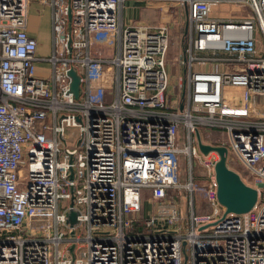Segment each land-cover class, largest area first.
<instances>
[{
    "label": "built area",
    "instance_id": "2783aa9c",
    "mask_svg": "<svg viewBox=\"0 0 264 264\" xmlns=\"http://www.w3.org/2000/svg\"><path fill=\"white\" fill-rule=\"evenodd\" d=\"M126 1L0 0V264H264V0H133L177 16L156 24L127 23ZM31 2L51 9L47 55ZM181 11L179 74L167 53ZM196 132L257 189L249 213L224 214L218 154ZM181 158L205 184L180 180Z\"/></svg>",
    "mask_w": 264,
    "mask_h": 264
},
{
    "label": "rangeland",
    "instance_id": "374dc122",
    "mask_svg": "<svg viewBox=\"0 0 264 264\" xmlns=\"http://www.w3.org/2000/svg\"><path fill=\"white\" fill-rule=\"evenodd\" d=\"M127 5H126V10H125V16L128 15V17L126 18L124 16V19L126 20L127 23H133V24H156L159 22H172L175 20V18L177 17L175 14H173V11H170V9L168 10H164L167 6H165V3L160 4V3H144V2H140V1H133V0H127ZM125 2V3H126ZM163 7V8H161ZM220 8L216 9V14L218 15H222V16H231V15H237L238 11V5H230V4H222L219 6ZM168 8V7H167ZM182 16L179 17L180 21L178 25L175 24V28L174 31L172 33V41H171V45L170 48L168 50L167 53V60L169 62V64L172 65L171 71L176 72V69L179 70V74L182 73V68H180L179 65H177L174 61V58L176 56H178L183 49V45H184V40H183V26L186 21V17L184 15V13H182ZM176 16V17H175ZM95 51H101V52H105V47L103 45L100 46H94L93 48V53L92 55H94ZM46 65V64H44ZM100 93H96L95 95H93L94 98L99 99L100 98ZM204 137L206 139H210V141L212 140H216L217 137H220V135L218 134L217 130H212L210 131V133H204ZM182 160L179 161V165H178V171L180 173V180L183 182L185 181V178L187 179L189 176V171L192 173V175H197V181L199 183V185H202V183H206L207 181V172H205V168H202L199 163L193 167L190 168L189 165L187 164L186 160L184 162L183 158H181ZM193 169V170H192ZM203 175V176H202ZM202 198L198 197V195L195 196V204L197 207V212L199 214H203V213H207L210 210V207L208 205V203L204 200H202ZM180 201H182V199H180ZM184 204H185V200H184ZM144 205V209L145 211H147L149 209V204L147 203H143ZM186 211H184L185 214Z\"/></svg>",
    "mask_w": 264,
    "mask_h": 264
},
{
    "label": "water",
    "instance_id": "95a60500",
    "mask_svg": "<svg viewBox=\"0 0 264 264\" xmlns=\"http://www.w3.org/2000/svg\"><path fill=\"white\" fill-rule=\"evenodd\" d=\"M73 68L68 71L71 77L70 90L75 98L79 96V76ZM198 147L204 154L209 151H216L218 159L214 163V174L216 179V198L217 201L224 207L225 213L242 214L253 208L257 200V189L245 184L239 174L230 169L226 164L227 149L221 145H209L203 143L196 132ZM72 178V175H70ZM68 221L75 222V212L68 213Z\"/></svg>",
    "mask_w": 264,
    "mask_h": 264
},
{
    "label": "crops",
    "instance_id": "0c3cea01",
    "mask_svg": "<svg viewBox=\"0 0 264 264\" xmlns=\"http://www.w3.org/2000/svg\"><path fill=\"white\" fill-rule=\"evenodd\" d=\"M138 2V1H137ZM127 2L123 10L125 16ZM126 18L128 15L125 16ZM27 32L37 41V53L47 55L51 49L52 27H51V9L49 5L31 2L27 10ZM33 71L39 76H46L49 73L48 65L37 62Z\"/></svg>",
    "mask_w": 264,
    "mask_h": 264
}]
</instances>
